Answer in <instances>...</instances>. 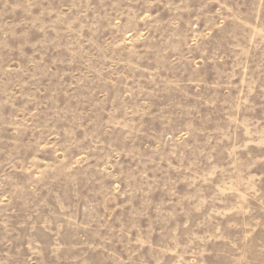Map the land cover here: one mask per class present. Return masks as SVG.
Instances as JSON below:
<instances>
[{
    "label": "rangeland",
    "instance_id": "1",
    "mask_svg": "<svg viewBox=\"0 0 264 264\" xmlns=\"http://www.w3.org/2000/svg\"><path fill=\"white\" fill-rule=\"evenodd\" d=\"M0 264H264V0H0Z\"/></svg>",
    "mask_w": 264,
    "mask_h": 264
}]
</instances>
